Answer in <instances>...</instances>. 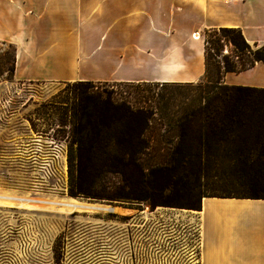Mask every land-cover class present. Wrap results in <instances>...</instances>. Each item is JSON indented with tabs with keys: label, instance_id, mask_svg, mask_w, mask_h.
<instances>
[{
	"label": "rangeland",
	"instance_id": "1",
	"mask_svg": "<svg viewBox=\"0 0 264 264\" xmlns=\"http://www.w3.org/2000/svg\"><path fill=\"white\" fill-rule=\"evenodd\" d=\"M204 34L209 36V31ZM256 47L251 45L252 50ZM221 52L215 55V51L206 50L205 74L191 83L19 82L13 78V45L0 41V189L113 207L112 211L83 209L68 214L0 207V264H199L201 217L194 211L201 209L203 197L246 198L248 184L240 174L242 162L226 158L224 151L228 146L232 150L254 146L258 124L264 122V113L257 118V111L250 112L245 131L230 136L215 130L213 123L200 129L199 121L185 119L192 109L223 96L264 111V90L235 92L223 83V57L231 56L233 48L226 43V51ZM100 93H110L114 100L125 98L151 113L145 133L150 144L145 154L152 159L149 163L160 157L163 162L164 156L170 157L179 146L189 154L199 147L203 155L208 148L215 151L197 167L202 169L199 176L193 173L195 165H171L175 178L184 179L181 182L190 188L180 187L174 196L193 208H152L133 199L69 194V183L77 179L79 170L74 118L85 105L84 95ZM110 127L107 132H115V125ZM92 164L85 172L100 168L98 163ZM123 171L129 175L126 168ZM102 178L118 182L123 175L106 172ZM233 206L239 209V204Z\"/></svg>",
	"mask_w": 264,
	"mask_h": 264
},
{
	"label": "crops",
	"instance_id": "2",
	"mask_svg": "<svg viewBox=\"0 0 264 264\" xmlns=\"http://www.w3.org/2000/svg\"><path fill=\"white\" fill-rule=\"evenodd\" d=\"M219 28L264 44V0H0L19 82H195ZM221 80L264 90V62ZM198 213L199 264H264V199L203 197Z\"/></svg>",
	"mask_w": 264,
	"mask_h": 264
},
{
	"label": "trees",
	"instance_id": "3",
	"mask_svg": "<svg viewBox=\"0 0 264 264\" xmlns=\"http://www.w3.org/2000/svg\"><path fill=\"white\" fill-rule=\"evenodd\" d=\"M206 37L208 45H205V62L207 49L215 51V55L220 53L221 40L232 46L233 54L223 57L224 71H241L251 67L255 61L264 62V44L252 50L251 45L245 41L238 29L210 30L209 36L206 35ZM233 56L237 57L236 60ZM216 69L217 73H220V66H216ZM85 83L88 81H77V84L84 85ZM229 89L238 92L257 88L230 85ZM83 99L85 100L83 112L81 111L79 117L74 116L73 142L77 145L75 154L79 170L77 179H71L69 183L70 195L83 194L113 200L133 199L145 202L152 208L156 205L194 207L193 204L181 202L178 197L174 196L180 187L185 190L189 189V191L190 188L186 182H181L184 179L175 178L174 168L171 165H195L196 170L193 173L199 176L203 160L208 159L209 154H215V151L212 152L208 148L204 150L203 155L200 153L202 147H199L189 154L184 153L182 147L179 146L170 157L164 156L163 162H161L163 158L160 157L149 163L148 160L152 159L145 158L146 152L150 151L149 140L147 136L145 137V133L152 116L145 107L133 106L122 97H115L114 100L110 93L96 94L95 97L84 95ZM256 111L257 118H261L264 111L255 107L250 108L238 99L233 100L232 97L223 96L214 102L208 101L192 109L185 115V119L193 123L199 121L200 129L205 126L204 124L213 123L215 130H222L224 134L230 136H240L241 132L245 131L244 128L249 125L247 116L250 112ZM225 115L228 122L223 118ZM262 117L264 119V115ZM110 125H115V132L113 130L110 133L107 132L111 128ZM258 125H260L257 130L259 137L254 139V146L241 145L239 150H232L228 146L226 150L224 149L226 158L242 162L239 165L240 174L246 177L244 181L246 180L248 184V195L245 197L252 199H264V185L261 186L264 183V122ZM199 145H202L201 139ZM237 151L239 154L233 153ZM92 163H98L100 168L89 174L85 172V169L87 166H93ZM146 165L148 167H145ZM124 168L128 170L129 175L123 171ZM106 172L120 173L123 178L118 182L103 181L102 174Z\"/></svg>",
	"mask_w": 264,
	"mask_h": 264
},
{
	"label": "bare ground",
	"instance_id": "4",
	"mask_svg": "<svg viewBox=\"0 0 264 264\" xmlns=\"http://www.w3.org/2000/svg\"><path fill=\"white\" fill-rule=\"evenodd\" d=\"M201 35L193 33L195 39ZM0 207L18 208L27 210L50 211L60 214H68L83 209L111 211L113 207L101 204H91L71 197H57L54 195L34 194L18 192L11 189H0ZM201 211V210H199ZM198 212V211H194Z\"/></svg>",
	"mask_w": 264,
	"mask_h": 264
},
{
	"label": "built area",
	"instance_id": "5",
	"mask_svg": "<svg viewBox=\"0 0 264 264\" xmlns=\"http://www.w3.org/2000/svg\"><path fill=\"white\" fill-rule=\"evenodd\" d=\"M207 37H206V34H203V40H204V44L205 45H208V40L206 39ZM221 42H222V46H223V48L221 49V51H226V43H225V41H223V40H221ZM220 51V53L222 54V52ZM236 57V56H235ZM237 58V57H236Z\"/></svg>",
	"mask_w": 264,
	"mask_h": 264
},
{
	"label": "water",
	"instance_id": "6",
	"mask_svg": "<svg viewBox=\"0 0 264 264\" xmlns=\"http://www.w3.org/2000/svg\"><path fill=\"white\" fill-rule=\"evenodd\" d=\"M112 211V210H111Z\"/></svg>",
	"mask_w": 264,
	"mask_h": 264
}]
</instances>
